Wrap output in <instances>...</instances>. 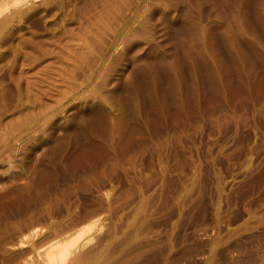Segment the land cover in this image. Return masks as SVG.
I'll list each match as a JSON object with an SVG mask.
<instances>
[{
	"label": "rangeland",
	"instance_id": "374dc122",
	"mask_svg": "<svg viewBox=\"0 0 264 264\" xmlns=\"http://www.w3.org/2000/svg\"><path fill=\"white\" fill-rule=\"evenodd\" d=\"M70 238L264 264V0H0V264Z\"/></svg>",
	"mask_w": 264,
	"mask_h": 264
},
{
	"label": "bare ground",
	"instance_id": "6f19581e",
	"mask_svg": "<svg viewBox=\"0 0 264 264\" xmlns=\"http://www.w3.org/2000/svg\"><path fill=\"white\" fill-rule=\"evenodd\" d=\"M88 228H90V227H87V229ZM81 229V228H80ZM79 229V230H80ZM33 230V229H32ZM37 230V229H36ZM34 231V230H33ZM33 231H31V232H33ZM90 231V230H89ZM78 231H76V233L75 234H79V237L78 236H75V237H73V239L75 238V240H78L80 237H82L84 234H86L87 232H85V231H83L82 229L80 230V233H77ZM85 232V233H84ZM34 233H35V231H34ZM81 234H83V235H81ZM81 235V236H80ZM85 236V235H84ZM76 237H78V238H76ZM88 238H90V237H88ZM72 238H70L69 239V241L68 242H66V240H65V243H64V241L63 242H60V241H57V242H54V243H52L50 246H48L47 247V250H46V253H45V257H46V259H47V261H48V263H50V264H58V263H61V262H63L64 261V257L66 256V254H67V252H69L70 251V247L73 245V244H75L77 241H75V240H71ZM87 239V238H86ZM71 240V241H70ZM75 241V242H74ZM86 241V240H85ZM22 242L23 241H19V244L20 245H22ZM74 242V243H73ZM66 243H69L68 244V247H69V251H68V249L66 248V246H64V245H66ZM70 243H71V246H70ZM73 243V244H72ZM18 244V243H17ZM62 244H64V245H62ZM71 248H73V246L71 247ZM68 256V255H67ZM64 263V262H63ZM62 264V263H61Z\"/></svg>",
	"mask_w": 264,
	"mask_h": 264
}]
</instances>
